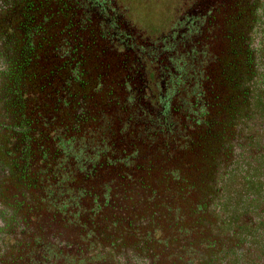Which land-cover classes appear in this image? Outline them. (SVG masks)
<instances>
[{
	"label": "flooded vegetation",
	"instance_id": "1",
	"mask_svg": "<svg viewBox=\"0 0 264 264\" xmlns=\"http://www.w3.org/2000/svg\"><path fill=\"white\" fill-rule=\"evenodd\" d=\"M225 11L208 55L207 4L181 26L178 8L164 24L129 0H0L1 264L80 259L84 229L112 228L115 208L188 158L191 134L223 133ZM194 57L214 60V94L196 88Z\"/></svg>",
	"mask_w": 264,
	"mask_h": 264
},
{
	"label": "trees",
	"instance_id": "2",
	"mask_svg": "<svg viewBox=\"0 0 264 264\" xmlns=\"http://www.w3.org/2000/svg\"><path fill=\"white\" fill-rule=\"evenodd\" d=\"M176 2L174 8L179 12L173 17L181 26L186 25L190 10L209 5L208 19L200 23L199 31L202 36L203 28L209 26L208 55L216 38L214 23L218 24L221 10H226L229 28L224 67L230 82H220L227 91L223 100L226 121L223 133L214 138L217 147H224L220 153L217 148L211 153L206 173L200 167L201 175L194 174L196 180L206 182L201 194L174 189L160 192L158 181H154L144 197L133 193L127 207L115 208L110 217L114 218L112 228L106 224L102 229L114 252L113 264H264V0ZM171 17L164 16L163 23L168 18L169 24ZM230 58L233 62L227 64ZM209 60L214 62L210 57L193 60L196 88L203 90L208 80L204 90L208 96L215 84L206 70ZM203 71L208 79L196 76ZM3 196L0 191V201ZM2 247L0 264L7 253L1 252ZM86 248L84 245L80 259L69 264L108 263L100 254L86 256ZM10 252L13 250L9 257Z\"/></svg>",
	"mask_w": 264,
	"mask_h": 264
},
{
	"label": "rangeland",
	"instance_id": "3",
	"mask_svg": "<svg viewBox=\"0 0 264 264\" xmlns=\"http://www.w3.org/2000/svg\"><path fill=\"white\" fill-rule=\"evenodd\" d=\"M132 3H135L137 6V11L139 13L145 14L148 18H152L151 20L159 19L160 15L164 14L165 12H169L171 9H175L176 0H165V2H161L158 4H153L151 0H129ZM233 17L236 16V12L231 14ZM232 16L229 19H234ZM227 26L228 20H227ZM232 37L234 38L236 35V27L231 29ZM231 33V32H230ZM227 60V59H226ZM220 61V60H218ZM221 62V61H220ZM233 60L230 58L227 64H231ZM223 66L225 65V61L221 62ZM226 72V71H225ZM226 83L230 82L224 77ZM223 80V81H224ZM102 116L96 117L92 121V126L90 127L91 130H94L96 134L99 136L102 133L103 128L101 126V119ZM217 139L214 138H203V137H196V134H191V148L189 152H187L188 158L186 160H182L180 158V162L176 165L171 166L170 169L164 171L157 179L158 187L157 189L160 192H165L167 189H174L177 192H191L195 193V195H199L202 191L206 188V182L203 179L198 178L197 180L194 178V174L198 172V169L201 167L202 170H205V173L208 171V161L211 158V153L213 155L214 150L217 148V152L220 153L221 148L224 147V144H221L217 147ZM66 146L69 148L67 151L68 157L74 156L71 143H66ZM177 161V160H176ZM172 165V164H171ZM204 174V173H203ZM201 175V173H200ZM208 176V175H207ZM176 177H178L176 179ZM85 233V246L87 247L85 250L86 256H97L98 254L102 255V261H108L107 264H113L112 255L113 249L112 246L109 244V241H106L107 238L104 234V231L100 228V226H93L87 227L84 229ZM89 263V262H86ZM85 264V263H84Z\"/></svg>",
	"mask_w": 264,
	"mask_h": 264
}]
</instances>
